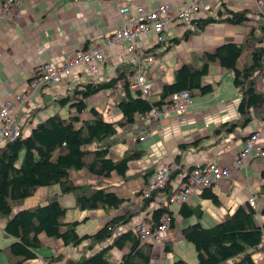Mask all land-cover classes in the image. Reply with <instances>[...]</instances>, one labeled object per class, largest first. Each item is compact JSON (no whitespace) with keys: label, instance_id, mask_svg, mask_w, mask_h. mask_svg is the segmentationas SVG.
Masks as SVG:
<instances>
[{"label":"crops","instance_id":"0c3cea01","mask_svg":"<svg viewBox=\"0 0 264 264\" xmlns=\"http://www.w3.org/2000/svg\"><path fill=\"white\" fill-rule=\"evenodd\" d=\"M163 3L180 9L187 3V0H24L18 19H9L0 23V104L19 93L28 80L39 73L38 68L41 63H57L69 55L70 45L89 48L95 42H102L104 37L111 34L120 23L117 13L119 6L129 5L131 8L141 6L152 9ZM223 4L230 11L246 10L249 21L241 25L218 21L206 26L202 31H194L187 39L182 38L187 31H191L187 30L185 26L178 25L172 28L168 39L177 42L159 54L164 68L149 73L153 82L150 102L159 99L162 87L173 82L174 72L181 66L200 67L202 64L200 57L203 53H213L216 48L227 43L245 44L251 35L259 38L260 23L258 22L259 16L255 8V0H226ZM220 8L222 7L216 6L209 9L208 16L215 17ZM144 42L147 50L153 49L152 52L157 53L158 48L154 42L153 34H148ZM263 46L264 41L257 43L252 39L248 40L245 52L237 62V68L241 69L243 62L246 61L245 57L253 48ZM122 58L126 57L116 46L109 47L105 63L99 69V77L103 81H107L116 77L118 73H125L128 78L132 67L122 62ZM70 79L60 87L40 88L35 101L20 106L18 121L26 130L25 132L52 114L58 113L63 118L68 116V106H59L58 100L66 93L71 92L76 85L84 82L80 68L73 70ZM202 83L211 85L212 92L205 95H193L191 106L185 115H171L161 118L160 121H150V127L154 132L143 141L136 139L135 136L138 134L137 130L144 133L143 126H140L139 129H135L134 126L117 128L109 153L112 160H118L125 152H142L140 160L128 164L124 179L112 175L105 180L109 186L108 191L126 200L117 210L107 213L103 210L81 212L76 209L73 196L71 194L61 195L58 186L37 189L18 209L45 204L49 197L58 195L59 203L66 209L65 222H80L76 227V232L80 236L97 231L108 217L121 216L124 213L131 212L130 224H137L142 222L145 216L150 215L151 207L145 208L144 212L138 214L137 211L142 202L135 193L143 187L144 177L149 173L152 174L160 165L178 159V165L184 170L190 169L197 163L207 162H216L232 168V163L244 148L245 138L258 129L260 130L259 144L264 149V123L259 126L261 119L255 117L244 128L236 127L228 133L214 134V130L221 124L240 121L237 112L240 92L233 85V73L220 67L217 63H213L210 64L208 74L203 78ZM257 88L264 92V71L257 78ZM95 97H100L101 102L98 106L96 103L90 104V106L95 107L99 113V109H102L106 104H109L105 107L106 111L110 108L113 109L112 113L109 110V116L105 115L108 112L105 111L103 113L105 116L102 115L103 119L115 122L121 118L115 103L114 89L100 91L89 98L87 103H91L90 101ZM107 99H110V103H107ZM79 117L81 119L88 118L86 114ZM145 140L148 142L147 146L142 143L146 142ZM137 142L141 143L136 145ZM191 143L196 145H190L184 150L178 148L180 144L189 145ZM262 172H264V157H253L244 167L233 171L230 179L220 181L215 188L211 189L218 204L203 198L201 191H197L185 206L200 211L199 218L195 215L183 218L179 214L180 206L170 205L169 210L174 219L173 227L166 231L158 243L151 244L152 256L149 264H172L177 258L193 264L196 262V254L193 246L181 236V230L184 227L199 222L202 227L209 228L230 216L250 197H254L255 209L259 211L264 205V198L257 196L262 182L260 177ZM69 176L72 182H82L77 186L92 183L86 182L89 180L88 178H91L89 177L91 175L86 172L70 171ZM177 179L178 175L171 181L173 187L176 185ZM156 198L157 196L152 205L156 204ZM255 220L258 226H264V216L257 214ZM89 224L90 229H85ZM3 225L4 220L0 219V230ZM64 230L65 228L62 227L61 231ZM2 236L0 234L1 249L13 242V239L6 237L4 233ZM40 239L42 247L35 251L37 258L26 261L24 264H46L45 259L57 255H62L65 259L78 260L86 247V244L75 248L65 247L61 240L45 236H41ZM165 245L171 247V253L164 252ZM103 246L93 247L88 254ZM126 251V249L122 252L112 250L111 260L118 264ZM1 255L6 258L4 254ZM254 259L255 261L262 260L260 254H256Z\"/></svg>","mask_w":264,"mask_h":264},{"label":"trees","instance_id":"16d2710c","mask_svg":"<svg viewBox=\"0 0 264 264\" xmlns=\"http://www.w3.org/2000/svg\"><path fill=\"white\" fill-rule=\"evenodd\" d=\"M220 7L223 11L220 8L215 17L194 22V29L191 32L187 31L182 39H187L194 31H202L206 26L218 21L232 25H241L249 21L246 10L230 11L223 3ZM258 22L259 38L251 35L245 44L227 43L216 48L213 53H203L200 57L202 64L198 68L181 66L174 72L173 82L162 87L156 101L150 102L139 92L128 90L125 73H118L116 77L96 84L82 82L58 100L59 106H68L69 113L66 118L58 113L52 114L37 122L20 138L1 146L0 219L4 220L2 232L6 237L13 239V242L3 249L0 248V254L6 256L8 263L24 264L26 261L36 259L35 251L42 247L40 238L45 236L61 240L65 247L75 248L86 244L78 260L65 259L64 256L57 255L45 259L46 264H116L111 260L112 250L122 252L124 249L127 251L118 264H149L152 245L141 243L138 233L130 227L131 212L108 217L97 231L80 236L76 232L80 222H65L66 209L59 203L58 195L49 197L45 204L16 212L14 210L37 189L50 186H58L61 195L71 194L76 209L81 212L103 210L107 213L117 210L126 200L108 191L109 186L105 180L112 175L124 179L128 164L142 157L141 151H134L125 152L118 160L111 159L109 153L117 128L134 126L138 117L170 103L171 96L175 93L184 90L190 91L191 96L211 93V85L202 83L208 74L210 64L217 63L232 72L233 85L240 92L237 107L240 121L223 123L214 130V134L228 133L236 127L244 128L254 117L262 119L264 92L258 90L257 78L264 71V47L253 48L245 57L246 61L243 62L241 69L237 68V62L245 52L246 42L250 39L257 43L264 41V17L259 16ZM171 42L174 44L177 41ZM152 51L154 50L147 52ZM119 81H125L124 94L116 104L121 118L115 122H108L95 107L87 103V100L100 91L115 89ZM82 114H86L88 118L81 119L79 116ZM195 143L180 144L178 148L184 150L190 145L195 146ZM177 161L178 159L175 162ZM70 171L86 172L97 178V181L75 186L70 179ZM179 172L174 171L166 187L160 190L166 199L174 191L170 182ZM150 174L144 177L145 183ZM260 177L262 182L257 196L264 198V172ZM141 189L135 193L137 197ZM158 193L159 191L147 199H142V205L137 213L149 208ZM201 196L218 204L216 196L209 188L203 189ZM185 205H180V216L189 218L195 215L199 218L200 211L192 210ZM169 206L170 204L165 202L160 207H153L150 215L143 218V222L152 226L157 225L166 213L171 218L169 226L171 229L174 219ZM257 214L264 216V205L257 211L246 202L238 206L226 219L209 228L202 227L199 222L184 227L181 236L193 246L196 254V262L193 264H264V226L257 225L255 220ZM62 227L65 228L64 231H61ZM99 245L104 246L88 254L93 247ZM164 252L171 253V247L165 245ZM256 254H260L262 260L255 261ZM172 264L189 263L177 258Z\"/></svg>","mask_w":264,"mask_h":264},{"label":"built area","instance_id":"2783aa9c","mask_svg":"<svg viewBox=\"0 0 264 264\" xmlns=\"http://www.w3.org/2000/svg\"><path fill=\"white\" fill-rule=\"evenodd\" d=\"M226 0H187L180 9H175L171 4H159L152 9L129 5H122L118 8L120 23L109 35H106L102 42H95L92 47L84 48L77 45H70V53L59 62H43L38 68V74L25 84L22 90L9 100L0 104V147L12 142L25 134L22 124L19 123V108L30 101H35L40 88L46 86L60 87L69 82L74 69L80 68L84 82L96 84L103 79L99 77V69L105 63L108 55V48L116 46L121 54L122 62L132 67L131 75L126 78L128 90L139 92L142 97L151 96L153 82L149 73L153 70H162L164 63L159 59L173 43L168 39L170 31L175 26H185L187 30H193L197 20L206 19L207 11L214 7H220ZM24 0H0V23L9 19H18L21 14V7ZM255 8L258 16L264 17V0H255ZM148 34L154 35V42L158 46L157 53H148L144 40ZM264 47V46H263ZM105 80V79H104ZM106 81V80H105ZM125 81H119L114 89L117 102L124 94L123 86ZM82 83V82H81ZM191 93L184 90L171 96L170 103L163 105L160 109H152L144 116L137 118L135 129L143 126V135L137 139L143 141L154 132L150 127V121L159 120L171 115H185L191 106ZM264 123L263 118L259 126ZM259 129L251 132L245 138L244 148L238 153L232 168L222 166L216 162L197 163L189 170L182 169L178 163L171 161L157 167L147 178L144 187L141 189L138 198L140 200L149 198L153 193L157 194L156 204L160 207L167 202L170 205L187 204L190 197L197 191L213 189L220 181L230 179L233 171L245 166L253 157H264V149L259 144ZM179 170L178 179L173 188V193L166 199L163 190L170 176L174 171ZM173 180V179H172ZM171 180V181H172ZM171 184V182H170ZM155 202V201H154ZM164 202V203H162ZM249 206L255 208V199H247ZM171 218L163 214L157 225H150L146 222L130 224V227L138 233L141 243H158L169 229Z\"/></svg>","mask_w":264,"mask_h":264},{"label":"rangeland","instance_id":"374dc122","mask_svg":"<svg viewBox=\"0 0 264 264\" xmlns=\"http://www.w3.org/2000/svg\"><path fill=\"white\" fill-rule=\"evenodd\" d=\"M169 48V47H168ZM110 96V95H109ZM108 98V97H107ZM111 99V98H110ZM110 99H107L108 100V102L107 103H110L109 102V100ZM91 100V99H90ZM117 100H118V97L117 98H115V103L117 104ZM91 103H88L89 105L90 104H93L94 105V103H96V106H98L99 105V102H101V98L99 97V98H97V97H95V98H93L91 101H90ZM109 105V104H108ZM107 104L102 108V109H99V111H100V114L101 115H103V113L106 111V106H108ZM104 109V110H103ZM109 110H111V113H112V108H110V109H108L106 112L107 113H105V115H108V113H109ZM105 115H103V116H105ZM109 116V115H108ZM154 121H159V120H153L152 122H154ZM137 129V128H136ZM136 133H138L137 135L139 136V135H143V132L142 131H136ZM137 135L135 134V136H136V139H137ZM117 138H119L118 136H117ZM135 139V140H136ZM150 139V138H149ZM148 140V139H147ZM146 141V140H145ZM141 142H137V144L136 145H139ZM144 145H148V142L146 141V142H142ZM148 158H149V156H148ZM89 177H91V178H88L89 180H87L86 182H92V183H94V182H96L97 181V178H95V177H93V176H89ZM73 184L75 185V186H77V185H80V184H82V182L80 181L79 183H77V182H73ZM18 210H20V209H18ZM18 210H14V212H16V211H18ZM76 213H79L78 211H76ZM92 219V218H91ZM90 223H92V222H90ZM85 229H90V224L89 225H87L86 227H85ZM0 234H1V236L3 235V233H2V230H0ZM3 237V236H2ZM1 239L2 238H0V242H2L1 241ZM0 246H2V245H0ZM188 262V261H187ZM190 263V262H189ZM0 264H8L7 263V261H6V258H4V256L3 255H1L0 256ZM190 264H192V263H190Z\"/></svg>","mask_w":264,"mask_h":264},{"label":"bare ground","instance_id":"6f19581e","mask_svg":"<svg viewBox=\"0 0 264 264\" xmlns=\"http://www.w3.org/2000/svg\"><path fill=\"white\" fill-rule=\"evenodd\" d=\"M155 108V107H154ZM263 115V114H262ZM246 125V124H245ZM139 181V180H138ZM144 211V210H143ZM119 226V225H118ZM127 229V228H126ZM136 233V232H135ZM64 258V257H63Z\"/></svg>","mask_w":264,"mask_h":264}]
</instances>
